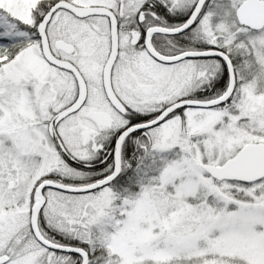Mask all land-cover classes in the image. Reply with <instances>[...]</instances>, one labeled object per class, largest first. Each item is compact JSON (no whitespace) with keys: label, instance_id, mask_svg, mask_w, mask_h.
<instances>
[{"label":"snow or ice","instance_id":"1","mask_svg":"<svg viewBox=\"0 0 264 264\" xmlns=\"http://www.w3.org/2000/svg\"><path fill=\"white\" fill-rule=\"evenodd\" d=\"M0 264H264V0H0Z\"/></svg>","mask_w":264,"mask_h":264}]
</instances>
